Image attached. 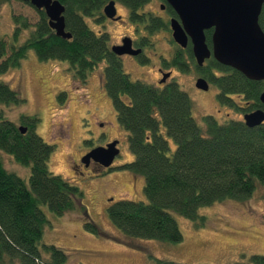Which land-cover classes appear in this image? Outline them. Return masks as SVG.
Here are the masks:
<instances>
[{"label": "trees", "instance_id": "16d2710c", "mask_svg": "<svg viewBox=\"0 0 264 264\" xmlns=\"http://www.w3.org/2000/svg\"><path fill=\"white\" fill-rule=\"evenodd\" d=\"M58 1L64 8V31L70 37L56 36L42 10H35L33 23L12 14L10 38L0 35V73L18 67L29 50L38 61L66 62L75 79L86 78L105 61L104 89L133 156L123 169L142 176L145 196V200L120 199L108 204L107 218L116 229L129 238L178 243L182 235L174 215L202 225L200 208L226 199H245L257 185L264 186V123L247 127L242 119L217 122L204 115L200 126L184 91L173 84L156 88L130 80L109 50L108 34L88 26L87 19L102 22L101 9L109 0ZM147 1L114 0L126 8L133 21L142 20L137 10ZM257 20L264 32V2ZM26 29L27 34L17 43ZM204 34L209 46V30ZM203 71L217 88L216 102L241 113L264 110L258 101L264 89L261 81L248 80L212 59ZM64 94L58 99L63 100ZM233 96L240 102L235 103ZM121 97L127 102L120 101ZM23 102L17 86L0 81L1 105ZM19 122L26 127L24 133L0 114V151L28 169L24 180L6 170L0 159V264H66L61 248L41 242L48 222L41 205L55 215L79 210L85 229L98 236L103 232L87 218L77 186L48 169L53 145L35 132L37 119L20 116ZM239 264H264V255H251Z\"/></svg>", "mask_w": 264, "mask_h": 264}, {"label": "rangeland", "instance_id": "374dc122", "mask_svg": "<svg viewBox=\"0 0 264 264\" xmlns=\"http://www.w3.org/2000/svg\"><path fill=\"white\" fill-rule=\"evenodd\" d=\"M115 6L116 12L124 19L127 15L125 7L117 2ZM35 10L27 2L20 0L1 2L0 35L5 39L10 38L13 28L12 14L20 15L28 23H33L37 18ZM123 19L111 21L103 18L100 24L89 19L86 21L93 30L103 29L108 34V42L111 44L123 34L118 28L119 24L125 25ZM130 29L132 28L129 27L128 35L132 34ZM26 30L15 40L17 43L23 40L29 29ZM146 32L140 33L145 34L152 42V49L149 47L150 52L146 53L151 58L149 64L138 70L129 61L122 62V65L126 71L131 72V79L140 77L151 82L156 77L154 67L157 63L156 58L160 56L159 54L167 56L173 50L174 44L167 37L168 30L149 32L146 28ZM187 64L192 67L190 71L172 68V75L180 89L191 100L192 116L195 121L201 126L204 115H212L217 122L242 119L240 111L215 101L217 91L212 83L208 84L206 90L195 89L193 83L198 71L191 62ZM18 65L0 73V81L11 87L17 86L24 102L17 106L0 104V114L16 126L22 125L18 119L20 116L33 115L37 119L35 132L44 141H49L53 145L48 159V169L77 186L81 191V201L87 218L103 232V235L98 236L85 229L82 224L84 217L79 210L55 215L46 206L41 205L40 209L48 221L43 226L41 242L61 248L66 255V264H239L246 262L251 255H264V186L262 185H257L245 199H226L200 208L198 214L204 218L202 225H195L188 219L174 215L182 235L178 243L124 236L109 222L106 214L107 202L97 197V199L90 198V186L87 184L89 175L76 174V171L72 174L68 168L73 165V160H76L83 149L102 144L106 138L100 137L99 125L94 123L96 119L101 121L100 117L106 113L109 105L102 94L103 89H98L96 86L100 65L87 74L85 84L79 80L75 81L66 62L38 61L31 50ZM61 91L65 93L63 100L57 98ZM53 94H56L55 101L52 98ZM85 97L90 98L92 105L85 104L88 103ZM233 100L236 103L240 102L235 96ZM81 103L85 105L82 106ZM69 108L71 110L68 114L70 113L72 123L68 122L65 125L67 119L61 117ZM54 115L60 118L54 119ZM73 118H76V122H73ZM53 119L56 122L60 121L62 126L52 125ZM113 127V132L109 136L118 138L121 151V156L114 161L117 159L122 160L121 162L130 161V159L125 160L131 157L126 133L122 128L117 129L115 124ZM0 159L6 170L27 180L26 167H22L10 155L1 151ZM123 173L124 176H118L115 181L121 183L128 193L120 197L110 195L113 201L145 200L142 192V176L134 175L131 191V183L126 172Z\"/></svg>", "mask_w": 264, "mask_h": 264}, {"label": "water", "instance_id": "95a60500", "mask_svg": "<svg viewBox=\"0 0 264 264\" xmlns=\"http://www.w3.org/2000/svg\"><path fill=\"white\" fill-rule=\"evenodd\" d=\"M27 2L36 10H42L50 29L61 38L68 39L64 31V8L58 0H20ZM175 11L177 19H170L169 28L173 41L184 48L189 42L195 62L202 65L204 59L211 56L217 63L238 71L248 80L261 81L264 85V32L258 24V15L264 0H166ZM101 13L108 19H118L114 1H107ZM211 29L210 46L205 42L204 31ZM116 55L134 54L129 40L123 39L119 46H111ZM195 86L206 90L203 79L196 80ZM258 101L264 106V89L258 95ZM247 127L264 123V110L261 108L242 114ZM20 133L24 126H17ZM115 141L103 146L91 148L83 157L109 166L118 149Z\"/></svg>", "mask_w": 264, "mask_h": 264}, {"label": "flooded vegetation", "instance_id": "af4514ba", "mask_svg": "<svg viewBox=\"0 0 264 264\" xmlns=\"http://www.w3.org/2000/svg\"><path fill=\"white\" fill-rule=\"evenodd\" d=\"M115 3L116 2H114V6H115ZM115 10H116V6H115ZM126 12H127V15H125L124 19L121 18L120 17L121 15H119L117 12L115 13V16H117L118 19H109L111 21H120V19H123L125 21V23H124L125 25H122L123 23L118 25V28H120V30L122 31L123 34L118 38V40L115 43H111V44L109 43V50H110L111 46L121 45L123 39L129 40L130 49L132 51H134V54L124 53L121 55H116L113 52H112V54L114 55V57L116 59H118L120 61L124 72L127 73L130 80H139L145 84H148V85L156 87V88H163L169 84H173L177 88H180L176 82L177 80L172 75V68H175L176 70L181 69L182 71H188V69H189V71H190V69L192 67H189V65L187 63L191 62V64L198 71V74L196 73L197 77L195 78V81L193 83V86L195 87V89L199 90V88H197L195 86L196 80L199 78L206 81L207 87H208L209 82L206 79L207 77L205 76V72L203 71V69H204V67H206V63H207L208 59H212V60H214V59L211 56H209L207 59L203 60L202 65L198 66L195 62L194 57H193V54L191 51V46H190L189 42L186 44V46L184 48H180L173 41V39L171 37V33H170L169 21H170V19H177V16H176L175 11L167 3L166 0H148L143 6H141L137 10V14L141 15L143 17L142 20H138V21L131 20L128 17V11H126ZM104 18H106V17H104ZM106 19H108V18H106ZM97 24H100V23H97ZM129 27L132 28V29H130L132 31L131 35L127 34ZM146 28L149 32H151L153 30H161V29L168 30L169 34L167 35V37L174 44L173 50H171L167 56H165L163 54H159L160 56H158L156 58L157 63H156V65H154L156 77L151 82L146 81L145 79H141L140 77H133L136 79H131V77H132L131 72L126 71L122 65V62L124 63L126 61H129V63L130 64L132 63L134 65L135 69L138 70V69L144 68L146 66V64L147 63L149 64V62L151 61V58H149V56L146 53L150 52L148 48L152 47V42L150 41V38L148 39L145 34L143 35L140 33V32H143V33L146 32ZM97 30H101V29L98 28ZM205 31H208V30H205ZM209 32H211V29H209ZM146 33H148V32H146ZM205 42H206V37H205ZM206 45H207V43H206ZM209 46H210V41H209ZM186 55H187V57H185ZM155 56H157V55L155 54ZM126 59H128V60H126ZM185 63H186V65H185ZM98 65H100V67H99L100 73H99L98 80H96V86L98 89H103L102 94H104V96L106 97L105 99L108 100V104L110 105V109H109V105H108V110L106 111V113L102 117H100L101 121H97V119L94 121L95 124L99 125L98 127L100 129L99 130L100 131V137L101 138L106 137L104 139L103 143L99 144L97 146H103L104 147L107 143L115 141L116 142L115 147L118 149V152L114 156V158L112 159L109 166H103L98 161H94L92 159H88L87 162L84 163L82 161L84 155L93 147L87 148L85 150L83 149V151H81L78 154L76 160H73V165H70L68 168L72 171V174L74 171H76V174L86 173L87 175H89L90 179L87 181V184L90 186V198L91 199H97L98 198L100 200L102 199L105 203L107 202V206H108V204L110 202H113L112 196H110V195H113L115 197H120V196H125L128 193L123 188L121 183H118L115 181V178H117L118 176H124L123 172H126L125 174L131 183V191H132V189H133L132 183H133V180L135 179V176H134L135 174H132V173L128 172L127 170L123 169V166L125 164L132 161V159H133L132 154H131L130 158L128 157L125 159V160L130 159V161L121 162L122 160H118V159L116 161H114L116 158L121 156V151H120V147H119L120 144H119V140L117 137L109 136V135H110V133L113 132V128H114L113 124H115L117 129H118V127L120 128V126L117 122L116 111L114 109L112 101L104 89L103 68L105 66V61H101ZM151 66H153V65H151ZM91 72H92V70H91ZM212 72L214 74L217 73V71H215V70ZM77 80H79L85 84L87 79L86 78L75 79L76 82H77ZM216 91H217V88H216ZM62 92L63 91H61L60 93H62ZM59 94L57 95V98H58ZM216 94H217V92H216ZM216 94H215V97H216ZM55 95L56 94H53V96H52L54 101H55ZM85 100H88V103H85V104L92 105L90 102V98L85 97ZM120 101H126L127 102V99H126V97H121ZM215 101H216V98H215ZM85 104H82V106ZM70 110L71 109L69 108L65 111L64 114L61 113V114H63L61 118L64 120L67 119L65 122V125L68 122L72 123L70 113L68 114V112ZM215 111H217V110H215ZM209 116L211 118H213L215 121H217L212 115H209ZM55 118H60V116L54 115V119ZM54 119L52 120V125H54L56 127L62 126V123L60 121L56 122V120H54ZM53 121H55V122L53 123ZM73 122H76V118L75 119L73 118ZM21 126H23V125H21ZM68 172H70V171H68ZM113 193H115V194H113ZM133 194H134V191H133ZM130 195H132V194H130Z\"/></svg>", "mask_w": 264, "mask_h": 264}]
</instances>
